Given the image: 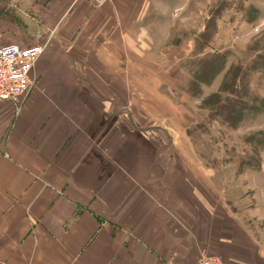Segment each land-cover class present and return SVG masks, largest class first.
<instances>
[{
	"label": "crops",
	"instance_id": "1",
	"mask_svg": "<svg viewBox=\"0 0 264 264\" xmlns=\"http://www.w3.org/2000/svg\"><path fill=\"white\" fill-rule=\"evenodd\" d=\"M169 4L0 0V45H47L20 108L0 101V264H264L255 216L167 167L133 101L164 96L140 49Z\"/></svg>",
	"mask_w": 264,
	"mask_h": 264
},
{
	"label": "rangeland",
	"instance_id": "2",
	"mask_svg": "<svg viewBox=\"0 0 264 264\" xmlns=\"http://www.w3.org/2000/svg\"><path fill=\"white\" fill-rule=\"evenodd\" d=\"M167 2L170 4L165 10L158 9L152 15L159 18L155 19L157 28H153L151 19L145 45L140 49L144 57L158 59L159 70L167 72L165 76L161 72L156 74L148 82L151 86L159 85L164 99L160 96L157 101V95L135 93V106L144 121L159 122V129L165 131L161 148L165 151V165L182 164L183 171L191 176L190 172L196 171L193 179L201 188L208 187L215 197L219 193L231 200L229 209L245 215L247 220L254 215L264 236V108L247 110L243 120L233 127L218 112L219 107L210 104L212 94L232 96L220 86L225 71L233 64L249 70V93L244 99L254 107L261 105L264 0ZM218 24L221 31L216 35ZM225 51V69L211 82L198 83L196 90L192 83L199 59ZM150 63L153 70L154 62ZM255 65L257 69H250ZM150 124H144L145 128L152 130L154 126Z\"/></svg>",
	"mask_w": 264,
	"mask_h": 264
},
{
	"label": "built area",
	"instance_id": "3",
	"mask_svg": "<svg viewBox=\"0 0 264 264\" xmlns=\"http://www.w3.org/2000/svg\"><path fill=\"white\" fill-rule=\"evenodd\" d=\"M109 0H90L101 5ZM46 44L24 46L17 42L0 45V101L11 102L20 108L21 101L28 96L34 82L30 71ZM192 264H226L216 254L202 252Z\"/></svg>",
	"mask_w": 264,
	"mask_h": 264
},
{
	"label": "trees",
	"instance_id": "4",
	"mask_svg": "<svg viewBox=\"0 0 264 264\" xmlns=\"http://www.w3.org/2000/svg\"><path fill=\"white\" fill-rule=\"evenodd\" d=\"M226 54L227 51L212 53L206 58L199 59L198 70L195 73V82L192 83L196 90H198V83L211 82L217 74L225 69ZM257 68L255 65L250 69ZM248 74V69L240 65L231 64L224 73L220 87L221 90L227 91L232 96L221 97L217 93L211 95L213 97V100L210 102L211 106L213 108L219 107L218 112L233 127H236L243 120L247 110L260 111V109L264 108V99L260 100L261 105L259 107H254L244 99L249 93L247 89Z\"/></svg>",
	"mask_w": 264,
	"mask_h": 264
}]
</instances>
